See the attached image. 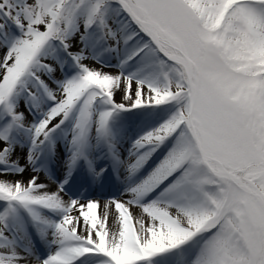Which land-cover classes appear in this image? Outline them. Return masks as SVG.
<instances>
[{
  "label": "snow or ice",
  "instance_id": "1",
  "mask_svg": "<svg viewBox=\"0 0 264 264\" xmlns=\"http://www.w3.org/2000/svg\"><path fill=\"white\" fill-rule=\"evenodd\" d=\"M0 264H264V0H0Z\"/></svg>",
  "mask_w": 264,
  "mask_h": 264
},
{
  "label": "bare ground",
  "instance_id": "2",
  "mask_svg": "<svg viewBox=\"0 0 264 264\" xmlns=\"http://www.w3.org/2000/svg\"><path fill=\"white\" fill-rule=\"evenodd\" d=\"M117 99H119V96H117ZM29 175H30V173H29ZM27 178V176L25 177V179ZM98 200H99V203H100V207H99V209H98V213H102L103 212V206H104V204H105V199H103V198H101V196H97L96 197ZM115 209H114V207L112 208V214L109 216V219H108V227L110 228V229H112V228H116V227H118V224H116L115 223ZM100 218H102V217H100Z\"/></svg>",
  "mask_w": 264,
  "mask_h": 264
},
{
  "label": "rangeland",
  "instance_id": "3",
  "mask_svg": "<svg viewBox=\"0 0 264 264\" xmlns=\"http://www.w3.org/2000/svg\"><path fill=\"white\" fill-rule=\"evenodd\" d=\"M101 198H103V199H104V197H103V196H101Z\"/></svg>",
  "mask_w": 264,
  "mask_h": 264
}]
</instances>
